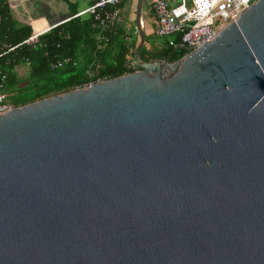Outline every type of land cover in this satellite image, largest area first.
<instances>
[{"label": "water", "instance_id": "water-1", "mask_svg": "<svg viewBox=\"0 0 264 264\" xmlns=\"http://www.w3.org/2000/svg\"><path fill=\"white\" fill-rule=\"evenodd\" d=\"M134 23L132 73L0 114V264H264V0L173 63Z\"/></svg>", "mask_w": 264, "mask_h": 264}, {"label": "trees", "instance_id": "trees-1", "mask_svg": "<svg viewBox=\"0 0 264 264\" xmlns=\"http://www.w3.org/2000/svg\"><path fill=\"white\" fill-rule=\"evenodd\" d=\"M124 2L106 5L104 10L112 14ZM30 33L29 26L15 23L7 0H0V95L12 108L134 71L131 52L137 32L134 22H128L127 17L112 18L104 25L93 14L71 17L41 35L33 47L18 46ZM9 48L14 49L8 51ZM184 54L179 34L169 37L153 34L144 36L139 59L143 62L166 59L173 63ZM66 58L69 63L50 69L53 61Z\"/></svg>", "mask_w": 264, "mask_h": 264}, {"label": "built area", "instance_id": "built-area-1", "mask_svg": "<svg viewBox=\"0 0 264 264\" xmlns=\"http://www.w3.org/2000/svg\"><path fill=\"white\" fill-rule=\"evenodd\" d=\"M118 1L96 0L84 13L93 14L94 19L100 25H104L113 18L112 15L103 12L104 7L114 5ZM254 1L256 0H190V8L187 9L185 7L186 0H176L177 4L173 7H169V0H146L156 21L155 35L169 37L179 34L180 46L190 48H198L211 41L226 23L240 15ZM57 25L59 24L31 31L29 36L18 46L33 47L41 35ZM169 45L172 43L169 42ZM13 49L9 48L8 51ZM69 62L70 60L67 58L53 61L50 64V69L61 68ZM90 85L92 84H87L84 87ZM11 108L3 102V97L0 95V114L8 112Z\"/></svg>", "mask_w": 264, "mask_h": 264}, {"label": "crops", "instance_id": "crops-1", "mask_svg": "<svg viewBox=\"0 0 264 264\" xmlns=\"http://www.w3.org/2000/svg\"><path fill=\"white\" fill-rule=\"evenodd\" d=\"M94 2L95 0H7L10 15L15 23L27 25L31 31L61 24L75 15L89 14L84 12ZM172 2L176 0H169V5ZM109 6H115V4ZM103 12L110 14L105 10ZM130 13L133 14L131 20L129 19ZM137 13L144 36L155 35L156 21L146 0H125L123 5L110 15L117 20L127 17L128 22H134Z\"/></svg>", "mask_w": 264, "mask_h": 264}, {"label": "rangeland", "instance_id": "rangeland-1", "mask_svg": "<svg viewBox=\"0 0 264 264\" xmlns=\"http://www.w3.org/2000/svg\"><path fill=\"white\" fill-rule=\"evenodd\" d=\"M190 0H186V3H185V7L187 8V9H189L190 8V2H189ZM177 3L176 2H172L169 6L170 7H172V6H175ZM133 18V14L132 13H130V16H129V19L131 20ZM151 35H153V34H150V36ZM146 36H149V35H146Z\"/></svg>", "mask_w": 264, "mask_h": 264}]
</instances>
